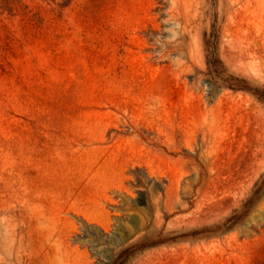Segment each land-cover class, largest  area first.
Wrapping results in <instances>:
<instances>
[{"label":"rangeland","instance_id":"1","mask_svg":"<svg viewBox=\"0 0 264 264\" xmlns=\"http://www.w3.org/2000/svg\"><path fill=\"white\" fill-rule=\"evenodd\" d=\"M0 264H264V0H0Z\"/></svg>","mask_w":264,"mask_h":264}]
</instances>
